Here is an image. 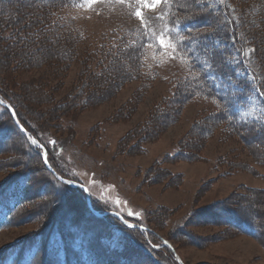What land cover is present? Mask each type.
I'll return each instance as SVG.
<instances>
[{"label":"rangeland","instance_id":"1","mask_svg":"<svg viewBox=\"0 0 264 264\" xmlns=\"http://www.w3.org/2000/svg\"><path fill=\"white\" fill-rule=\"evenodd\" d=\"M257 1L232 0L225 10L233 19L263 22L264 8L258 4L264 0ZM71 2L61 8L0 0V99L15 103L40 129L42 141L57 142L55 152L81 174L80 181H96L94 196L72 188L57 206H46L48 174L0 106V215L5 201L11 206L9 195L17 197L13 205L20 200L0 229V264H60L49 242L56 233H63L68 245L63 264H178L175 257L184 264H264V230L258 231L262 241L225 230L217 211L228 203L235 210L252 202L264 215V151L245 147L225 133L224 125L207 127L203 122L221 116L218 101L187 59L172 60L156 44V35L171 27L172 8L181 10L180 20L200 17L223 31L221 0L170 1L155 14L143 9L150 18L148 30L132 14L131 0H96L91 7L86 0ZM49 11L57 21L40 31L38 16ZM159 12L165 13L163 21L154 19ZM136 39L142 43L139 54ZM108 50L126 57L128 80L120 78L125 71L109 78L106 70L118 66L104 55ZM234 55L229 64L243 102L234 107L236 120H264L258 81L246 68L242 48ZM187 81L197 89L196 97L172 100ZM81 93L89 95L86 105L64 108ZM243 113L251 115L241 119ZM195 125L202 127L195 131ZM263 135L256 134V140ZM248 189L262 190V196ZM101 194L109 211L103 200L94 203ZM87 199L102 218L94 216ZM117 210L139 225L133 236L121 230L118 219L103 214ZM142 227L150 232L141 235ZM78 230L91 237L90 254L72 250ZM114 236L121 239L116 249L109 246Z\"/></svg>","mask_w":264,"mask_h":264},{"label":"snow or ice","instance_id":"2","mask_svg":"<svg viewBox=\"0 0 264 264\" xmlns=\"http://www.w3.org/2000/svg\"><path fill=\"white\" fill-rule=\"evenodd\" d=\"M119 3L123 4L128 2V0H118ZM172 3L175 0H171ZM193 2H199V0H193ZM86 3L89 7L96 3V0H86ZM170 0H131L130 6L133 7V15L140 21V24L145 30L150 28V18L146 17L143 9H150L154 14L158 12V9L161 5H169ZM165 13L159 12L154 16L156 21H163ZM213 26L211 24L205 23L203 28H197L194 32L192 27H188L184 34H180L179 27L175 19L171 20V27H166L161 30L158 35H156V44L159 46V49L165 50L169 53L170 59L180 60L187 59L189 61V67L192 70L196 69L197 60L202 57V64L204 67V73H207L208 69H214L215 75H209L208 79L205 80V86H208V81H211L215 85V90L211 87L208 88V95L215 97L218 101L219 112L224 118L229 120L233 119V116L230 115V110L232 106L240 107L242 101L239 100L241 95L240 85L238 81L233 79V76L229 73L222 71V69L229 63L225 57H217L216 50L205 43L210 40L213 36ZM173 31L176 32V36L172 35ZM258 50L256 48L249 49L251 55H255ZM200 53V56H197V53ZM202 73V75L204 74ZM261 96H264V91L260 92ZM0 104H6V101L0 99ZM11 105H8V108L11 109ZM264 111V109H262ZM17 113L13 109L11 111V117H16ZM251 115V113H243L241 119H244L245 116ZM15 123L17 126H20L19 120H16ZM240 129H243L241 132L242 135L252 136L258 132H264V120L257 118L252 122L242 123ZM20 131L26 133L27 130L20 126ZM27 141L30 142V150H34L35 156L41 164V168L48 175L45 177L50 187L42 196L46 206L55 207L60 202L66 199L69 191L73 187H78L81 190V193L87 194L89 197L94 196L93 189L96 186V181L93 179L91 181L85 179L84 181L79 180L80 173H77L67 167L65 163L62 162L61 157L58 153L55 152L54 147L57 142L55 140L42 141L39 138H35L31 135H27ZM50 145L53 146L50 148ZM251 147L260 149L264 151V138L256 140L253 142ZM59 163V171L56 170V164ZM23 167V165L21 166ZM83 175H87L84 173ZM29 182L31 178H28ZM104 202L105 211H109L107 207L108 201L104 200L103 194L96 196L94 203H99L100 201ZM120 201L117 200L116 204H119ZM241 212L246 217L248 226L253 232L264 230V215H261L257 211L252 202H249L246 206H241ZM120 222L123 232H126L127 235L133 236L135 230L139 228L138 224H134L128 221L119 210L112 213ZM129 216L133 213L129 212ZM139 216V214H136ZM146 230H141L140 234L143 235V232ZM49 242L52 245L51 256L53 259L60 261V264H63L64 258L67 255V243L63 233H56L49 238ZM91 237L87 232L78 230L76 233L72 234V250L74 252L79 251L81 256L91 253L90 248ZM152 249L158 247L157 244H152L151 241H146ZM165 243H167L165 241ZM112 249L119 248L121 246V239L118 236H114L109 245Z\"/></svg>","mask_w":264,"mask_h":264},{"label":"trees","instance_id":"3","mask_svg":"<svg viewBox=\"0 0 264 264\" xmlns=\"http://www.w3.org/2000/svg\"><path fill=\"white\" fill-rule=\"evenodd\" d=\"M29 1H31V0H29ZM68 1L70 3H68ZM71 1H73V0H32V2L36 5L38 4V5H41L44 7L57 6V7H61V8L64 6H67V5H69L71 7V5L73 3ZM230 2H232V0H221V2L219 4L220 9H222V14H223L225 22H226L225 24H227V25L223 24L225 29L223 31H220V30H217L213 27V29H212L213 36L210 40L206 41L205 43L212 46L216 50L218 58L225 57V58H227L228 61L231 60L230 57L234 59V57H235L234 52L237 49V47L242 48L243 57L245 59V63L247 66L246 68L249 70L250 74L254 77V79H256L258 81L257 87L259 86L258 91L260 93L261 91H264V53H263V49H264V20L262 22V20L260 18H258L259 20H257L254 18L251 19L249 17H248L249 19L245 20V21H242L239 18L233 19L231 13L228 12L227 10H225L226 4L228 5ZM66 3H68V4H66ZM258 5H259L258 7L260 9L264 8L263 2L259 1ZM244 6L245 7L246 6H249V7L254 6L255 7L257 5L245 4ZM172 9L173 10H170L168 13L170 14V16L173 17V19H175V21L179 27L180 34H184L185 30L188 27H192L194 32L197 28H203L204 27L205 21L202 20L203 18L195 17L194 19H190L189 21H184L183 19L180 20L179 18H177V16L181 12V10H179L177 8H172ZM219 12H220V10H219ZM50 14H51V12L49 11V13L43 12L41 16H38V18H39L38 21L40 23L39 25L41 27L40 31H43L44 29L53 26L54 23L57 21V20H53L51 18ZM258 14H260V13H258ZM0 17H1V15H0ZM255 17L257 18L258 15L256 14ZM173 33L176 35L175 31H173ZM256 33L258 35H256ZM135 43L136 44L134 46V50H135V52L137 51V53L139 54L141 51V44L142 43L139 42L138 39H136ZM251 48H256L258 50L255 53V55H251L249 53V49H251ZM122 54H123L122 52L115 54L111 50L104 51V55L113 59V62H117L115 66H118L117 70H112V69L106 70L107 73L109 74L108 76H110L109 78L114 77L116 79V77H118L117 73H120L121 71H123V72L125 71L124 74H123V72H121L123 74V76L120 78L123 79L124 81L128 80L129 76H125L127 74V71L125 70L127 68L126 61H125L126 57ZM196 55L200 56L201 54L198 52ZM202 59H206V57L201 56V59L197 60L195 70L198 73H200L201 78H202V82H203L202 84L205 86V83H204L205 80L208 79L209 75L214 76L215 70L214 69H208L207 73H204V67H203V64L201 62ZM135 60L137 61L138 59H135ZM124 61H125V63H124ZM127 63L130 66L129 61ZM131 71H133V68L131 69ZM222 71H225V72L230 74L231 65L228 63L222 69ZM202 73H204V74L202 75ZM105 75L107 76V74H105ZM231 75H232V72H231ZM209 87H211L213 90H215V85L212 84L211 81H208V86L206 87L207 90ZM183 89H185V90H183ZM196 94H197V89H195L193 86H191V83L189 81H187V82H185L184 85L179 86V89L175 93L172 100L178 99L179 101H183L185 99H191L193 97H196ZM79 96L80 97L74 102L69 100L64 108L69 111L71 107L73 108V107H76L77 105L78 106H84L89 102L88 101L89 100L88 94L81 93ZM262 97L264 99V96H262ZM10 105L13 107V109L17 113V115H16L17 119L19 120L22 127H24L33 137L39 138L41 140L42 133L40 132V129L37 128L35 125H32L31 122H29L28 120H26L22 116V114L20 113V111L18 109V106L15 103L11 102ZM234 107L236 108V106L231 107V110L229 113L230 115L233 116L232 120L224 118V116L221 115L220 117L214 116L212 118V120H210L208 122H203V123L205 125H208L207 127H211V126L216 124L215 126L217 128L224 125L225 128H223V130L225 131V133H228L230 136L236 137V139H238L240 142H242V144L245 147H248L249 144H253V142L256 141V138H255L256 134L262 135V133H264V132H258L252 136L242 135L241 132L243 131V129H240V125L242 123H245V122H242L240 120L239 121L236 120L237 116L234 114V110H235ZM3 109L7 112L9 118L11 119L12 125H14V127L16 128L18 133L21 136H23V138L27 142V139L25 138V136L20 132V130L14 124L9 111L5 108H3ZM211 121H214V122H211ZM248 123H250V122H248ZM199 127H202V126L195 125L194 130L198 131ZM196 134H199V133H196ZM59 143H62L63 145H65L66 141L65 140H59ZM27 145H28V142H27ZM180 149L183 151L188 150V149H185L182 147ZM248 190H249L248 193H250V194L254 193V194H258L259 196H262V190H261V192H257L258 190H254V189H248ZM263 192H264V190H263ZM1 193L6 194L5 190H3ZM9 198H10L8 200L9 204L10 203L13 204V200L17 199V197H13V195H9ZM19 203H20V200H19L18 204ZM18 204H16V205H18ZM228 204L232 205V203H228ZM229 205L225 206L224 208H222L220 210H217L219 214L223 215V218H221L222 219L221 222H223L225 224V230L232 231L235 234L243 235V236H246V237H249L252 239L254 238V240L256 239L258 241H262L261 240L262 238L260 237L261 234L258 233V231L253 232L251 230V228L248 226L247 219L241 212V206L242 205H240V206L236 205L235 210H233L231 207H229ZM93 209L96 210L95 207H93ZM14 213L12 211L10 212L8 220L10 219V216ZM218 213L216 214L215 217H219ZM8 220H7V223H8ZM173 261H174V263H177L174 259H173Z\"/></svg>","mask_w":264,"mask_h":264},{"label":"water","instance_id":"4","mask_svg":"<svg viewBox=\"0 0 264 264\" xmlns=\"http://www.w3.org/2000/svg\"><path fill=\"white\" fill-rule=\"evenodd\" d=\"M12 110V109H11ZM15 119V117H13Z\"/></svg>","mask_w":264,"mask_h":264}]
</instances>
